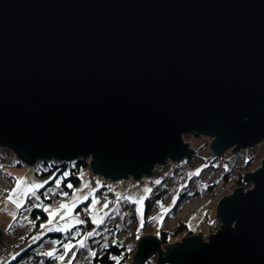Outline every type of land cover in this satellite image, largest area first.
<instances>
[{
    "label": "water",
    "instance_id": "95a60500",
    "mask_svg": "<svg viewBox=\"0 0 264 264\" xmlns=\"http://www.w3.org/2000/svg\"><path fill=\"white\" fill-rule=\"evenodd\" d=\"M184 135L215 157L264 139V0H0V148L140 181ZM244 178L205 239L143 235L130 263L264 264V157Z\"/></svg>",
    "mask_w": 264,
    "mask_h": 264
},
{
    "label": "rangeland",
    "instance_id": "374dc122",
    "mask_svg": "<svg viewBox=\"0 0 264 264\" xmlns=\"http://www.w3.org/2000/svg\"><path fill=\"white\" fill-rule=\"evenodd\" d=\"M182 138L190 148L194 149L197 158L192 157L193 155L191 154L188 159H182L179 162L167 161L160 167L156 166L150 178L147 179L143 177L140 181H135L130 178L121 179L117 182L105 180L104 184H109L116 192L114 194V200L112 197H108L107 200L111 202H109V205L107 200H101L96 196V189L101 186L103 178L93 174L89 171V168L83 170L84 175L81 173L80 183L74 187L71 192L61 193L59 198L53 196L56 192V185L48 188L47 194H49V198L52 199L51 202H43L41 196L37 194L41 187L36 191L34 196L20 195V193L23 192V189L29 187L31 184H42L44 186L46 182H49L51 176L37 177L33 174L35 173L34 166L28 167L22 163L19 166L13 164L12 161L16 159V157L11 154L9 150L0 148V227L3 232L0 247L6 253L8 252L6 250H11L16 243H22L21 247L17 249L20 250L35 242L37 239L34 240V238L38 237L39 239L41 235L46 232H52L48 231V228L50 227L62 226L69 230L70 228L81 224L77 223V221H81V212L79 214L76 213L75 208L80 203L86 201H88L87 213L89 221L96 225V223L93 222L94 218H103L104 221L114 206L119 204L117 207H123L124 201L133 203L132 201L144 197L142 205L133 203L136 226L141 227V221H143L144 224V210L141 217V215L136 212V208L138 206H142L143 209L145 208L144 200L153 188L165 189L167 193L166 198L159 206L153 208L150 212L146 226L142 231H136L137 229L135 228V230L132 229L131 232L135 231L139 237L148 234L156 235L160 228L173 231L178 222L181 221L186 224L188 230L193 232L194 236L201 235V238L205 239V237L213 233L210 231L209 225L213 218H215V209L218 201L234 190V182L238 175L241 174L242 176H245L246 174L253 172L259 166L260 160L264 157V139L255 146L243 149V151L240 150L234 154H231L230 149H227L220 156H217V159H215L214 162L211 161L210 165L209 160H207L209 156L208 143H210V139L202 135H184ZM227 154H230L231 157L229 158L225 156ZM251 157V164L246 168L248 170H245V168L243 170V162ZM37 163L38 162H36V164ZM222 164L227 165L228 168L224 171L221 168L215 169V167L218 166L222 167ZM206 165H210V167L200 171L199 168ZM232 166L233 168L230 170ZM225 172H228V174L226 180L223 181L220 174ZM20 179L25 181V183L21 185V189L18 190V195H20V198L23 200V206L17 210L14 203L7 202V196L9 192L15 188L16 181ZM247 184L248 187L246 189L250 187V184ZM207 185H213L211 191L206 189L208 187ZM145 189H150V191H145ZM183 190L188 196L187 199L182 200L176 210H171V207L177 199L176 197H178V193ZM84 197L87 198L84 199ZM124 197H129L130 199L125 200ZM94 201L96 203H94ZM73 202H75L74 206H72ZM62 203L69 204L71 212L67 209L61 210L59 206ZM105 205H107V207H105ZM36 207H42L43 209L47 207L49 211H45L47 219L42 221L40 225H38L39 227L35 229L30 226V221L28 218L25 219V217H28L27 215L29 214V211ZM85 209L87 208L85 207ZM51 211H59L60 214L56 216L53 224L49 225L48 219L49 212ZM105 213H107V215H105ZM13 215H15V217L18 215V219H13ZM9 225H11V228H9ZM41 225H45V227L42 228ZM28 233H31L30 236H27L26 240H21L23 236H26ZM87 233L88 231L83 233V239L86 237ZM183 237L184 235H180L171 243L179 242ZM130 238V235L126 236V234H121L122 241H128ZM78 241L73 242L69 240L65 244L71 243L72 245H77ZM53 245H55V243L52 241L48 242L47 240L40 246L41 249L51 252L55 251V246ZM17 250L15 249V251ZM15 251H13L8 258L0 261V264H5L10 257L14 255ZM63 252L64 248L56 256L63 254ZM73 253H75V257L78 258L76 264L86 263L88 253L86 251L81 252L80 248L76 246L68 253V258L66 256L63 262L58 261L57 264H67V260L72 259ZM156 258L157 255L152 256L149 260L150 263L148 264H157ZM131 261L132 259L127 258L123 263L131 264Z\"/></svg>",
    "mask_w": 264,
    "mask_h": 264
},
{
    "label": "trees",
    "instance_id": "16d2710c",
    "mask_svg": "<svg viewBox=\"0 0 264 264\" xmlns=\"http://www.w3.org/2000/svg\"><path fill=\"white\" fill-rule=\"evenodd\" d=\"M196 153L192 154V157H196ZM208 158L209 164L211 165V161L214 162L216 157L211 155L208 151ZM227 157H231L230 154L225 155ZM199 158V157H198ZM200 159V158H199ZM251 158H247V160L243 165V170H248L246 168L249 167L251 164ZM15 165H21V162L16 158L12 161ZM210 165L202 166L200 171H203L210 167ZM213 166V165H212ZM88 163L85 159H77L76 161L71 162H58L55 160L52 161H40L37 164L34 165V171L35 176L37 177H46L51 176V179L49 182H46V184L41 187L38 190L39 196H41L43 202H51L52 199L49 198V194H47V189L51 186L56 185V181H60V187H56V192L53 194L56 198L60 197L61 193H69L72 191L74 187H76L80 181H81V173L84 175L83 170H87ZM221 168L226 170L227 165H223L215 167V169ZM233 168V166L230 168V170ZM228 172L221 173L222 180H226ZM245 176H242L241 174L238 175L237 179L234 182V189L236 188H243L244 190L248 187L247 182L245 181ZM92 179V178H91ZM90 179V180H91ZM89 180V181H90ZM105 180H102L101 186H99L96 189V196L100 198L101 200H107V194L108 191H112L114 194L116 193L115 190L109 185L104 184ZM68 185H71V187H68ZM206 188L208 191L212 190L213 185H207ZM166 190L165 189H152L149 192V195L145 198V208L144 210V224L141 227L136 226V217L134 213V207L133 203H129L128 201H124V208L123 207H117L118 205L114 206L111 212L109 213L108 217L103 221L101 224H92L90 221L87 223H81L79 225H76L72 228H70L67 231H52V232H46L45 234L41 235L39 239H37L32 244L25 246L24 248L17 250L21 247L22 243L13 245L11 250H6L7 254L0 258V261L4 260L5 258H8V256L15 251L14 255L10 257V259L5 264H57L58 261L55 259V256L60 253L63 250V245L69 240L71 241H78L82 240L84 237V232H93L94 235L91 237H88L85 240V248H80V251H86L88 253V257L86 259V263L84 264H124L123 262L130 258L132 259L133 251H135V244L138 240L139 236L135 233V231L131 232L132 229L136 231H142L144 227L146 226V223L148 221L150 212L153 210V208L157 207L162 203L166 198ZM196 194V193H195ZM199 194V192H198ZM186 192L180 191L178 193V197L175 200L173 206L171 207V210H176L178 206L181 204L182 200L187 199ZM109 202L107 200V203L109 205ZM111 203V202H110ZM88 201L80 203L76 208L75 212L80 213L83 210H86L85 207L87 206ZM19 215V213H18ZM18 215H16V219H18ZM28 220L30 221V226L33 228L39 227L40 223L47 219V214L43 210L42 207H36L32 208L29 211V214L27 215ZM15 219V220H16ZM219 225L216 218H213L210 226V231L214 232L217 229V226ZM32 228V229H33ZM32 233V231H31ZM31 233H28L26 236H23L21 240H26L27 236H30ZM79 233V235H76ZM141 233V232H140ZM148 233V232H147ZM150 233V232H149ZM121 234L130 235V239L128 241H122ZM144 234V233H143ZM180 235H184V237L192 236L194 235L193 232L187 229V226L184 222H178L176 228L173 229V231L166 230L165 228L158 229V232L156 236L158 237L161 245H169L175 238H177ZM87 236V235H86ZM183 237V238H184ZM85 239V238H84ZM55 242V256L53 257H47L44 256L43 253L47 252L44 249H41V246L44 242ZM106 245V247H105ZM0 251H4L0 247ZM5 252V251H4ZM89 252H95V257H90ZM68 258V255H67ZM76 260H78L77 257L72 261V264H76ZM150 263L147 261V264ZM154 264V263H153Z\"/></svg>",
    "mask_w": 264,
    "mask_h": 264
},
{
    "label": "snow or ice",
    "instance_id": "6c2138e0",
    "mask_svg": "<svg viewBox=\"0 0 264 264\" xmlns=\"http://www.w3.org/2000/svg\"><path fill=\"white\" fill-rule=\"evenodd\" d=\"M198 174V173H197ZM25 181L23 179H20V180H17L16 181V186L15 188L12 189L11 192H9L8 196H7V202H10V203H14L15 204V207L17 210H19L22 206H23V200L20 198V195H35L36 191L40 188V187H43L42 184H31L29 187H26L23 189V192L20 193V195H18V190L21 189V185L24 184ZM56 187L59 188L60 187V181L57 180L56 181ZM68 187H71V185H68ZM145 191H150V189H145ZM87 197H84V199H86ZM119 199V197H118ZM125 200H128L130 199L129 197H124ZM143 199L144 197H141L139 200H136V201H132L133 203H136L138 205H142V202H143ZM74 203L73 202V205L74 206ZM94 203H96L94 201ZM105 207H107V205H105ZM59 208L61 210L63 209H67L69 212H71V207L69 204H60ZM44 211L48 212L49 209L47 207H45L43 209ZM136 212L138 214L141 215L142 217V214H143V208L142 206H138L136 208ZM60 214L59 211H51L49 212V219H48V224L49 225H52L53 224V221L54 219L56 218V216ZM105 215H107V213H105ZM13 219H16L15 215H13L12 217ZM25 219H27V217H25ZM94 223L96 224H101L103 223V218H99V219H95L93 220ZM77 223H83V221H77ZM141 226H143V221H141ZM41 227H45V225H41ZM9 228H11V225H9ZM48 231H67V228L66 227H62V226H59V227H50L48 228ZM76 235H79V233H77ZM94 233L93 232H89L87 233V236L85 237V239H82L80 241L77 242V245H72L71 243H68V244H64L63 245V248H64V252L63 254L59 255V256H55V252L54 251H51V252H44L43 255L44 256H47V257H53L55 256V259L57 261H60V262H63L65 260V257L68 255L69 252L72 251L73 247H76L78 246L79 248H85V240L88 238V237H91L93 236ZM35 239H38V237L34 238ZM55 243V242H53ZM106 247V245H105ZM89 256L90 257H95L96 256V253L95 252H89ZM75 259V253L72 254V259H69L67 260V264H72V261Z\"/></svg>",
    "mask_w": 264,
    "mask_h": 264
},
{
    "label": "built area",
    "instance_id": "2783aa9c",
    "mask_svg": "<svg viewBox=\"0 0 264 264\" xmlns=\"http://www.w3.org/2000/svg\"><path fill=\"white\" fill-rule=\"evenodd\" d=\"M107 197H112L113 200L115 199L114 193L112 191H108ZM81 221H83V223H87V221H89V216L86 210H83L81 212ZM7 253H5L4 251H0V258L3 257L4 255H6ZM122 264V263H121Z\"/></svg>",
    "mask_w": 264,
    "mask_h": 264
},
{
    "label": "crops",
    "instance_id": "0c3cea01",
    "mask_svg": "<svg viewBox=\"0 0 264 264\" xmlns=\"http://www.w3.org/2000/svg\"><path fill=\"white\" fill-rule=\"evenodd\" d=\"M87 210H88V205L86 206Z\"/></svg>",
    "mask_w": 264,
    "mask_h": 264
}]
</instances>
